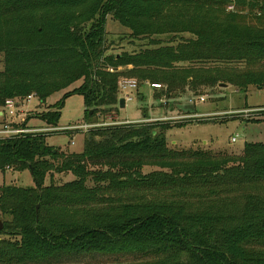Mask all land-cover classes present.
<instances>
[{
	"label": "trees",
	"instance_id": "1",
	"mask_svg": "<svg viewBox=\"0 0 264 264\" xmlns=\"http://www.w3.org/2000/svg\"><path fill=\"white\" fill-rule=\"evenodd\" d=\"M108 17L133 39H174L107 54ZM0 56V107L30 95L43 105L81 82L39 114L50 128L73 94L86 123L113 115L121 79L172 100L219 85L263 90L264 0H0ZM169 130L94 127L81 153L49 146V133L0 140V172L28 170L34 184L0 187V264H264V143L177 151Z\"/></svg>",
	"mask_w": 264,
	"mask_h": 264
},
{
	"label": "rangeland",
	"instance_id": "2",
	"mask_svg": "<svg viewBox=\"0 0 264 264\" xmlns=\"http://www.w3.org/2000/svg\"><path fill=\"white\" fill-rule=\"evenodd\" d=\"M105 32L107 54L122 52L132 54L152 48L150 43L154 40L166 44L174 39L172 35L151 37V40L133 39L130 32L118 25L111 17L107 18ZM183 38L189 39L190 36L184 34ZM170 45L174 46L176 42ZM2 60L0 56V71L3 68ZM80 84L81 82H78L65 92L53 94L43 105H40L36 96L29 101H23L17 109L19 117L15 119L16 124L22 126L24 123L26 128L36 130V132L40 130L45 134L49 133L51 136L46 140L49 146L61 152L69 150L74 153L82 152L83 137L91 128L160 122L169 124L167 147L177 151L200 149L212 154L237 155L243 151L246 143H264V89L257 90L253 87L240 91L232 86L221 88L219 85L218 88L205 90L199 95L186 92L181 98L172 100L166 97L165 89L153 90L146 83L138 85L137 90L127 93L132 100L125 103L123 109L117 107L113 115L99 114L87 123L84 121L83 97L73 94L63 100L57 127H47L38 118L39 114L49 111V108L62 100L65 93L73 91ZM118 96L119 98L124 97L120 90ZM154 96H159V101L156 102ZM143 112L147 120L144 119ZM71 126H88L89 128L74 131L55 130ZM232 138L237 139L236 143H231ZM155 170L154 167H146L142 172L148 174ZM73 179L70 173L54 174L52 177L55 185H63ZM4 185L24 188L34 186L28 170L20 173L9 170L6 173L0 172V187Z\"/></svg>",
	"mask_w": 264,
	"mask_h": 264
},
{
	"label": "built area",
	"instance_id": "3",
	"mask_svg": "<svg viewBox=\"0 0 264 264\" xmlns=\"http://www.w3.org/2000/svg\"><path fill=\"white\" fill-rule=\"evenodd\" d=\"M138 82L136 80L121 79L118 82V88L123 93L125 103L130 102L132 99L127 93L138 89ZM153 90H161L163 87L156 84H147ZM34 95L28 96L26 99L19 101L14 99H8L5 101L4 105L0 107V118L2 122L0 123V140L4 139H14L22 135H27L31 133H43L40 130H32L30 128L21 127L16 124L15 119L19 117L17 109L22 104L23 101H29ZM202 101V99H201ZM80 128H89L88 126H71L67 128H57L55 130L59 131H74ZM237 139L232 138L231 143H236Z\"/></svg>",
	"mask_w": 264,
	"mask_h": 264
},
{
	"label": "water",
	"instance_id": "4",
	"mask_svg": "<svg viewBox=\"0 0 264 264\" xmlns=\"http://www.w3.org/2000/svg\"><path fill=\"white\" fill-rule=\"evenodd\" d=\"M221 88H225L226 86L225 85H220ZM125 107V99L124 98H120L118 100V108L120 109H123ZM90 115H91V112H90ZM38 206H36V212L38 210ZM2 229V222L0 221V230Z\"/></svg>",
	"mask_w": 264,
	"mask_h": 264
},
{
	"label": "crops",
	"instance_id": "5",
	"mask_svg": "<svg viewBox=\"0 0 264 264\" xmlns=\"http://www.w3.org/2000/svg\"><path fill=\"white\" fill-rule=\"evenodd\" d=\"M257 111V110H256Z\"/></svg>",
	"mask_w": 264,
	"mask_h": 264
}]
</instances>
